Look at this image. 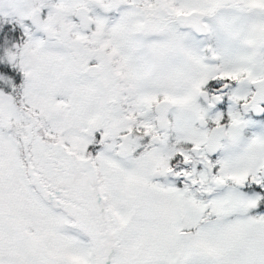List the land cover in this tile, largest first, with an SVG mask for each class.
<instances>
[{"label": "snow or ice", "instance_id": "6c2138e0", "mask_svg": "<svg viewBox=\"0 0 264 264\" xmlns=\"http://www.w3.org/2000/svg\"><path fill=\"white\" fill-rule=\"evenodd\" d=\"M0 264H264V0H0Z\"/></svg>", "mask_w": 264, "mask_h": 264}]
</instances>
